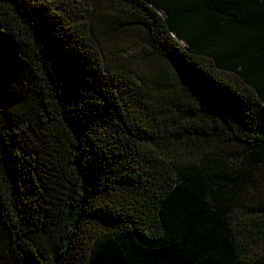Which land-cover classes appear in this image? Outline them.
<instances>
[{
  "label": "trees",
  "instance_id": "obj_1",
  "mask_svg": "<svg viewBox=\"0 0 264 264\" xmlns=\"http://www.w3.org/2000/svg\"><path fill=\"white\" fill-rule=\"evenodd\" d=\"M0 264H264V0H0Z\"/></svg>",
  "mask_w": 264,
  "mask_h": 264
},
{
  "label": "rangeland",
  "instance_id": "obj_2",
  "mask_svg": "<svg viewBox=\"0 0 264 264\" xmlns=\"http://www.w3.org/2000/svg\"><path fill=\"white\" fill-rule=\"evenodd\" d=\"M50 3H53L55 6L58 7H66L68 5V0H47Z\"/></svg>",
  "mask_w": 264,
  "mask_h": 264
}]
</instances>
